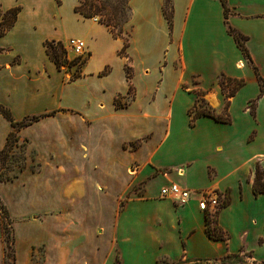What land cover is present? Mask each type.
Masks as SVG:
<instances>
[{
    "label": "crops",
    "instance_id": "0c3cea01",
    "mask_svg": "<svg viewBox=\"0 0 264 264\" xmlns=\"http://www.w3.org/2000/svg\"><path fill=\"white\" fill-rule=\"evenodd\" d=\"M225 2L227 17L220 0H171L170 27L165 0H128L114 37L78 0H0V21L19 8L0 37V105L16 123L44 116L16 131L24 169L0 183L16 264L39 246L41 264H264V88L228 33L264 80V0ZM69 39L85 52L72 81L45 49L60 42L67 57ZM222 77L244 84L226 98ZM200 91L230 123L190 125ZM12 131L0 114V151ZM171 184L190 192L185 205L161 198ZM203 193L227 197L216 221L228 240L208 236Z\"/></svg>",
    "mask_w": 264,
    "mask_h": 264
},
{
    "label": "trees",
    "instance_id": "16d2710c",
    "mask_svg": "<svg viewBox=\"0 0 264 264\" xmlns=\"http://www.w3.org/2000/svg\"><path fill=\"white\" fill-rule=\"evenodd\" d=\"M171 0H165V5L163 8V14L165 16V19L167 20L169 26L171 27L172 22V9H171ZM79 4L75 8V12L79 13L85 18H94L99 23L103 24L107 29L110 31V33L114 37H122L123 34V25L129 20L130 15V8L128 5V0H78ZM224 7L225 16L227 17L229 14V10L226 6L225 0H220ZM124 4V5H123ZM126 5V8H125ZM19 12V8L12 9L10 11H7L6 13H3L1 15V21H0V37L3 36L7 30H9L16 19V15ZM96 17H100V19H97ZM228 33L233 37L237 47L240 49L242 54L244 55L245 59L247 60L248 64L252 67L254 72L256 73L258 83L260 85V88H264V80L261 79L259 76V73L256 69V67L253 65V62L249 56V53L245 47V37L241 36L239 33L235 32L231 28L228 29ZM45 49L46 53L49 56V58L56 64L57 67H68L71 68L75 65H77V62L79 61L78 58H74L71 61H69L66 57V51L63 47V44L60 42H46L45 43ZM123 53V52H122ZM84 61V60H83ZM83 61L79 66L83 64ZM78 67V66H77ZM126 68L127 73V79L130 78L129 74V67ZM79 76V70L76 69L75 72L70 76L69 80H74ZM243 81H237L229 78L222 77L219 80V85L225 94V97H232L237 90H239L243 86ZM228 87L227 91L226 88ZM132 91V88L130 87L129 93ZM205 92L200 91L198 93V99L194 105L193 108H191L188 112L190 117V125L192 126L196 119L200 117H211L215 121L220 123L228 124L230 123V117L227 113H225L223 116H215L212 114V112L207 108L206 103L203 100V95ZM123 97H118L115 99V106L116 107H123L127 105V102H122ZM0 114L7 119L11 126L14 128V131H12L7 138V143L5 148L0 151V155H4L7 157L13 148L17 147V136L16 131L20 127H25L33 122H36L40 119V117L44 116H35L31 118L24 119L21 122H14L9 110L5 109L0 105ZM23 147V145H22ZM21 170L24 169V164L20 166L19 168ZM16 176V175H15ZM15 176L11 178H7L1 182H8L15 178ZM264 172L259 169L257 166L255 170V176L253 181V193L254 195H259L264 193V181H263ZM228 203L227 197L224 199L223 202L219 204V208H222L226 206ZM218 209L213 214H207L206 217V231L210 238L214 240H222L226 241L228 240V236L224 234V232L217 226V214ZM236 258V257H235ZM179 264H188V263H179Z\"/></svg>",
    "mask_w": 264,
    "mask_h": 264
},
{
    "label": "rangeland",
    "instance_id": "374dc122",
    "mask_svg": "<svg viewBox=\"0 0 264 264\" xmlns=\"http://www.w3.org/2000/svg\"><path fill=\"white\" fill-rule=\"evenodd\" d=\"M96 18L100 19V17H96ZM72 57L73 54L69 52L67 58L71 59ZM83 60L84 58L82 59L79 58L77 65L74 66L75 70L79 69L80 67L79 65ZM208 96L209 95H206L205 99H207ZM209 108L215 113L216 110L215 106L209 105ZM13 150L7 157H5L3 154L0 155V181L15 176L17 172H19L20 166H22L24 163L23 154L20 153L22 151L15 153L13 152ZM22 256L23 255H21L20 264H22V259H23ZM30 259L33 262V264H41L42 250L40 246L33 248ZM0 264H16L13 228L11 225V220L9 218V215L5 209V206L1 201H0Z\"/></svg>",
    "mask_w": 264,
    "mask_h": 264
},
{
    "label": "built area",
    "instance_id": "2783aa9c",
    "mask_svg": "<svg viewBox=\"0 0 264 264\" xmlns=\"http://www.w3.org/2000/svg\"><path fill=\"white\" fill-rule=\"evenodd\" d=\"M69 51L75 56V58H84V43L81 40L69 39L66 43ZM161 198L171 199L177 206L185 205L190 198V192L186 189L179 187L178 185L171 184L167 187H163L160 190ZM219 207V197L216 195H206L203 193L201 200L199 201V209L201 211L212 210L213 213L217 211Z\"/></svg>",
    "mask_w": 264,
    "mask_h": 264
}]
</instances>
